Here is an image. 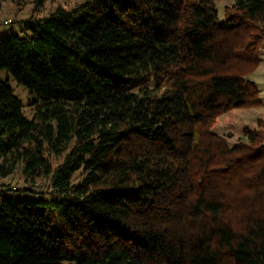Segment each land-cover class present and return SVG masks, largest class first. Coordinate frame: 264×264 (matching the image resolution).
I'll list each match as a JSON object with an SVG mask.
<instances>
[{"label": "trees", "instance_id": "1", "mask_svg": "<svg viewBox=\"0 0 264 264\" xmlns=\"http://www.w3.org/2000/svg\"><path fill=\"white\" fill-rule=\"evenodd\" d=\"M215 1L87 0L0 39L41 100L29 120L0 80V177L51 190L1 188L0 264H264V119L215 131L261 104L264 0Z\"/></svg>", "mask_w": 264, "mask_h": 264}, {"label": "rangeland", "instance_id": "2", "mask_svg": "<svg viewBox=\"0 0 264 264\" xmlns=\"http://www.w3.org/2000/svg\"><path fill=\"white\" fill-rule=\"evenodd\" d=\"M87 0H46L45 11L41 14H34L35 0H3L0 10V21L6 19L15 21L0 27V39L9 35L12 30L21 34L20 28H24V22L47 17L55 12L59 7L66 11H72L76 4L85 3ZM94 1V0H92ZM239 0H216L215 5L220 22H228L231 18L237 20L241 14L233 9ZM0 80L7 82L13 89L14 95L24 105V116L32 120L36 114L37 106L41 103L40 98L27 87L18 83L11 73L0 70ZM260 91L261 104L252 108L234 109L222 116L220 122L216 125L215 131L220 136L232 135L229 139L231 144L243 140V130L246 127H255L259 119H264V42L261 45V64L257 72L251 77ZM61 163L60 160L53 159L54 168ZM81 175L78 173L74 178V183H78ZM4 185L14 188V190L5 191V195L15 198H33V192L46 191L49 188V181L46 178H38L35 182H27L23 174V165L19 164L13 175L7 178L0 177V188ZM50 192L51 190H47ZM48 192H45L46 195Z\"/></svg>", "mask_w": 264, "mask_h": 264}, {"label": "built area", "instance_id": "3", "mask_svg": "<svg viewBox=\"0 0 264 264\" xmlns=\"http://www.w3.org/2000/svg\"><path fill=\"white\" fill-rule=\"evenodd\" d=\"M12 23V20L6 19L4 21H0V27ZM1 190V188H0Z\"/></svg>", "mask_w": 264, "mask_h": 264}]
</instances>
